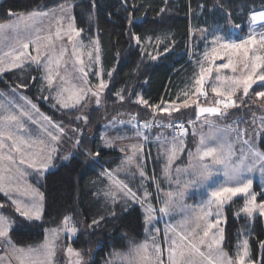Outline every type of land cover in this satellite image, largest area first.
Returning a JSON list of instances; mask_svg holds the SVG:
<instances>
[{
	"label": "rangeland",
	"instance_id": "374dc122",
	"mask_svg": "<svg viewBox=\"0 0 264 264\" xmlns=\"http://www.w3.org/2000/svg\"><path fill=\"white\" fill-rule=\"evenodd\" d=\"M35 13H47V15H37L31 21L27 20L29 14L19 15L15 16L12 21L2 24L19 25L20 29H24L27 24V40L23 32H21L18 40L16 31L10 28H6L0 32V69H2L0 70V75L21 68H38V71H41H39V78L42 80L41 92L43 93L38 98L46 105L57 106L66 110L81 105L83 111L78 115L80 117L87 116L88 121L90 109L102 107L103 105V92L105 87L100 88L99 85L101 81L106 85L103 76L108 74V68L102 64L103 57L99 40L96 37L91 41H87L81 37V33L75 27L70 4L46 12ZM18 17L21 19L18 20ZM250 21L252 22V20ZM258 21L260 20L256 21L257 24ZM70 24L72 28L69 27ZM261 27L262 25L251 27L252 33L255 34L257 39L261 36L256 35V33L261 32ZM72 29H75V31ZM77 31L79 35L76 34ZM57 33H59V36H57ZM197 34L200 39L204 38V42L209 45L214 43L215 37L220 36L214 33L208 35L207 32L204 34L198 32ZM19 41L29 42V48L24 49L25 55L21 56L19 60H16V55L22 50ZM30 41H34V43ZM236 44L239 43L236 42ZM97 47L99 48V52L96 51ZM247 47L249 49L247 55H245L244 50L237 51L220 47L212 51L210 55L208 54L209 56H205L207 57L206 60L209 67L201 75L204 78L203 84H207L205 90L212 98L226 99L224 96H216L213 93L212 88L216 87L225 93L234 88L235 95L232 98L237 100L238 103L241 99L245 100L247 97L250 100L255 99H252L249 93L252 87L257 84H264V81L257 80L249 89L247 97L242 96V83H233L234 81L242 80L245 75L251 73L252 68L258 63L256 61L257 56L264 57V48H261L258 44ZM37 48L39 49L41 61L40 67L32 60V57L38 55ZM62 51L64 52L63 55H61ZM8 53L12 54L9 55ZM45 54L51 57L50 62H45ZM13 64H20L21 66L13 67ZM222 64H230V66L228 68H220L219 66ZM209 69L211 71H208ZM256 71L257 74L264 73V68H257ZM49 75L53 78L52 85H49L47 79L44 78ZM89 88L92 91L99 92V104L96 103V97L92 96L91 92H87L86 99L80 103H76L77 97L81 94V89L87 90ZM22 91H16L12 88L7 92L1 93L0 105L3 107H0V128H3L6 132L11 131L14 137L18 138V144L23 153V157L21 156V152H16L14 149L10 150L9 145L12 144L11 140L4 139L5 147L0 149V155H4L5 157L12 155L17 163L10 164L7 159L0 162L5 169L3 172L5 177L4 188L0 190V195L8 200L7 204L11 206L17 215H20V213L16 211V205L12 203L13 199L19 203L22 209L38 205L40 207V217H42L43 195L37 186L30 182V179L37 182L41 181L46 172L56 169L60 164L67 162L71 156L75 155L76 135L73 134L71 128L65 125L61 127V124L57 121L51 119L52 124L59 125V128L61 127L63 129L62 133L58 128L53 127L52 124L45 121L43 119L45 115L41 110L37 112L31 107V104L35 103L26 97ZM57 100L67 104L68 107H61L57 103ZM28 101H31V104ZM207 103L210 104V102ZM252 103L246 104L245 110L242 109L241 111L237 110V112L229 113L222 109V114L206 115L196 118L197 122L190 126L189 133L184 136H172L164 131H156L148 142H146L148 136H145L144 132L140 130L136 120L128 119L123 121L122 124L127 127L119 125L117 115L110 116L102 122L97 136L99 146L104 149L118 150L122 156L118 166L113 169L115 170L114 172L99 171L98 181L101 179L104 180L100 181L102 185L99 187V192L102 197L110 198L116 203L117 201L127 199L130 203L140 206L144 216V223L148 215L145 209L150 205L155 210L152 214L153 219L147 224L145 223L144 239L140 244H137L142 245L146 243L148 245V254L151 259L147 264H157L158 259L162 261V264H172L170 254L172 248L175 247L172 243L173 241L176 242V245H180L176 249L177 253L181 250L185 252L183 258L177 255V261L188 260L190 258L187 248L188 241L200 247L201 250L205 251L206 255H209L206 245L211 243L213 247L210 255L213 259L219 249L227 253L223 248L224 237L219 244L213 241L214 238L219 239L220 233L218 229L223 230L225 225V208L234 200H242L241 204L235 206L234 216L236 218L253 219L260 216L258 209L253 211L252 216H248L242 211L246 204V198L243 194L227 199L225 204L220 207V223L218 225H215V221L218 218L217 206L215 204L210 209L211 215L205 216L201 211V209L208 210V201L212 199L211 191L214 188L226 185L227 178L224 175L225 165L239 163L241 156L245 157V163H249L255 159L249 151L250 148L253 151L264 153V124H262V121H264V112H257L256 110L247 111L248 108L255 106L256 103ZM262 103L264 106V102ZM257 107L260 106L257 105ZM8 115H15L17 117L16 121H5L3 117ZM29 116L32 119H29ZM33 120L36 122L33 123ZM85 123L87 122L84 121ZM17 124L20 125L19 129L16 127ZM238 125H243L246 130L245 136H238L237 132L232 128ZM49 133L55 135L57 139L52 140ZM202 136L205 138L204 144H201ZM21 140L24 143H19ZM245 140L248 141L247 144L244 143ZM146 143L152 145V149L155 151L157 160L161 165L159 168L160 176L156 181L152 180V178L150 180L144 173V167H146ZM221 145H223V150L222 152H218V155L224 156L223 163H216L211 157L200 159L205 147L213 146L219 149ZM229 145L231 146L230 155L228 154ZM133 146H135V150ZM52 149H55V151H52ZM49 156H51L50 161L48 159ZM129 157H131V161H129ZM21 158L25 159L26 163L19 164ZM29 164L32 166L29 167ZM205 164L213 169L212 177L203 184H191L190 181L194 178V174L202 171L203 165ZM130 166L137 167L140 172L144 173V183L137 185L140 187H137L141 192L140 195L135 193L137 192L135 188V192L131 189L132 186L127 181L120 178H118L120 180L119 182L115 181V178L120 173H125L127 180L134 182L135 177H130L133 174V169ZM121 167H123V170ZM8 168H11V171H8ZM244 178L252 180L249 193L256 195V203L262 202L258 200V195L262 194L264 196V171L257 167L252 172H245ZM148 181L154 182L153 191L148 187ZM185 185L188 186L185 187ZM226 186L232 185L227 184ZM255 188H258L259 193L256 192ZM129 189L131 193L135 194V198L128 194ZM181 192L183 196L179 195ZM170 193L172 194L171 197L169 196ZM153 195L155 196V201H153ZM192 195L195 198L191 200L190 197ZM248 199H250V196ZM168 201H170L168 212L166 214L161 213L159 209L164 207L165 202ZM0 204H2V200H0ZM0 213L4 214L1 208ZM209 224H214L215 226L208 230L209 234L207 237H203V231L208 229ZM62 228L63 223L56 229ZM173 228L175 231L172 230ZM11 229L12 224L8 233L9 237ZM56 229L47 230L43 242L34 247L17 246L10 237L12 244L17 249H24L23 253L14 252L12 248L6 245H3L4 248L2 249L7 254L10 251L12 255L11 259L14 258L19 264H21V260L24 261V264H41V261H49L50 257L47 255L49 249L46 245L50 244L54 248V256H56L53 264H75L77 257L69 254L66 248L71 247L70 240L76 234L71 235L65 231H59L57 233L53 231ZM179 234L187 236L188 240L182 241ZM201 237L205 241L204 245L200 244ZM245 240L248 242L246 235H242L238 239L234 256L227 254L236 260L243 257L246 264H264L262 248L257 260H254L251 258L249 242L248 254L246 256L244 255L243 242ZM156 248H159L160 251L156 252ZM30 249L32 251L29 253ZM80 254L83 264H93L94 252L87 253L86 255ZM142 255L143 253L140 256L136 255V247L133 245L128 250L113 252L102 264H130V262L131 264H144L141 261ZM2 258H5L4 262L8 264V259L10 258L4 255H2ZM191 259L195 261V264H208L206 259L195 254H192ZM11 264L13 263L11 262Z\"/></svg>",
	"mask_w": 264,
	"mask_h": 264
},
{
	"label": "trees",
	"instance_id": "16d2710c",
	"mask_svg": "<svg viewBox=\"0 0 264 264\" xmlns=\"http://www.w3.org/2000/svg\"><path fill=\"white\" fill-rule=\"evenodd\" d=\"M67 4L72 7L74 24L81 37L87 41L96 37L99 40L102 64L108 68V74L103 76L106 81L103 105L90 109L84 124L82 119H77L83 111L81 105L66 110L46 105L38 98L43 94L38 68H21L0 75V100L1 93L9 89L23 90L45 116L61 127L71 128L75 139L80 141L76 144V154L67 162L46 172L39 182L30 179L43 195V214L39 220L17 215L2 195L0 200L4 207L1 209L12 222L10 237L20 247L40 245L47 230L59 228L65 217H71L70 223L78 231L70 240V246L83 255L94 252L93 264H102L113 252L140 244L145 226L140 206L127 199L116 203L100 195V181L104 180L98 181L99 171L114 172L122 156L118 150L99 146L97 136L102 122L113 115H125L137 122L148 121L157 112L158 123L168 125L173 120L185 123L186 135L197 122L196 108L201 105H217L233 113L245 110V105L253 102L255 106L247 111L264 112V100L255 95L256 91H264V84L252 87L249 94L254 100L247 97L246 104L223 108L222 103H215L221 98H212L207 93V84H203L204 95H201L197 92L200 85L195 83L209 67L205 56L210 55L207 52L212 47L217 50L222 43H240L250 36V15L264 10V0H2L0 25L15 16L46 12ZM198 32L219 34L222 39L209 45L204 38H199ZM140 100L147 103L138 102ZM185 100H188L187 107ZM139 128L148 136L146 142L156 131L184 136L175 135L169 129L144 131ZM232 128L245 136L243 125ZM145 166V175L156 181L161 165L150 143H146ZM130 168L134 182L128 181L125 173L115 179L127 181L140 195L137 185L145 180L137 167ZM147 185L154 190V182L148 181ZM255 189L259 193L258 188ZM262 197L259 194L258 200L262 201ZM241 203V199L234 200L225 208L223 248L234 256L238 239L246 235L251 258L257 260L261 242H264V217L236 218L234 209ZM93 220H98L99 224H92ZM262 258L264 260V248Z\"/></svg>",
	"mask_w": 264,
	"mask_h": 264
},
{
	"label": "snow or ice",
	"instance_id": "6c2138e0",
	"mask_svg": "<svg viewBox=\"0 0 264 264\" xmlns=\"http://www.w3.org/2000/svg\"><path fill=\"white\" fill-rule=\"evenodd\" d=\"M10 15H12V13H10ZM37 15H47V13H30L29 16L27 17L28 21H31L35 16ZM18 20H20L21 18H17ZM252 20L255 22L257 20L260 21H264V12L260 13L258 16L257 15H253L252 16ZM70 28H72V25H69ZM6 28H10L14 31H16L17 33V39L19 40V36L21 34V32L24 33L25 38L27 40V24L25 25L24 29H20L19 25H0V32H2L4 29ZM73 31H75V29H72ZM77 35H79V32H76ZM57 36H59V33H57ZM49 39H51V37H49ZM69 39H71V37H69ZM221 40L220 36L215 37V42H219ZM137 44L140 43L139 38H136ZM20 45H21V51L18 52V54L16 55L15 59L19 60L21 56L25 55V52L23 51L24 49H28L29 48V42H25V41H19ZM32 43H34V41H30ZM259 45L261 48H264V34H262L259 39L256 38L255 35L249 36L248 39L242 41L239 44L236 43H222L220 46L222 48L225 49H231V50H244L245 55H247L248 52V47L247 46H255V45ZM37 53L38 55L36 57H32V60L37 64L38 67L41 66V61H40V56H39V49L37 48ZM15 51V50H13ZM96 51L99 52V48H96ZM215 51V49L213 50ZM9 55H11L12 53H8ZM64 52H61V55H63ZM30 55V54H29ZM46 59L45 62H50L51 57L47 56V54H45ZM98 59V57H97ZM256 61L258 62L253 68L251 73L247 74L244 76V78L242 80H238V81H234V84H241L243 85V92H242V96L243 97H247L248 96V92L249 89L252 87L253 84L256 83L257 80L259 81H264V73H259L257 74L256 69L257 68H264V57H256ZM13 67H20V64H13ZM230 66V64H222L219 67L220 68H228ZM247 67V66H246ZM2 70V69H0ZM81 71H83L81 69ZM203 71V70H202ZM208 71H211L210 69ZM57 75H59V73H57ZM86 75V73H85ZM109 75H111V73H109ZM255 77V78H254ZM45 79H47L48 84L52 85L53 83V78L51 77V75L44 77ZM203 75L200 76L199 79H197L195 81V83L197 85H200V88L197 89V92L201 95H204L202 88H203ZM22 87V85H21ZM100 88H104L106 87V85L103 83V81H101ZM213 93L216 96H224L226 97L225 100H217L215 103L217 104H223L224 108H228V107H239L241 104H246L247 101L244 99H241L240 102L238 103L237 100L233 99L232 97L235 95V89L233 88L231 91L225 93L220 91L218 88L213 87L212 88ZM87 92H91L92 96L96 97V103L99 104V92L96 91H92L91 88L87 89V90H83L81 89V94L77 97L76 103H80L82 100L86 99L87 97ZM119 95V94H118ZM255 95L257 96V98L259 99H264V91H256ZM121 100H123V97H120ZM140 103H144L146 104L147 101H143L140 100L138 101ZM29 104H31V101H28ZM57 103L60 104L61 107H68L67 104L62 103L60 100H57ZM75 106V105H73ZM184 106L187 107L189 106L188 104V100L184 101ZM0 107H3L2 105H0ZM31 107L33 109H35L37 112H39V109L37 108V106L35 104H31ZM174 110H178V109H174ZM163 111V109H162ZM198 112L199 114H203V113H211L214 115H219V109L216 107H199L198 108ZM23 114V113H21ZM42 115V114H41ZM3 119L5 121L8 122H12V121H16L17 117L15 115H8L6 117H3ZM29 119H32L31 116H29ZM43 119L45 121H48L50 124H52L51 118L47 117V116H43ZM77 119H83L85 122H87V116H81V117H77ZM33 123H35L36 121L33 120ZM262 124H264V121H262ZM53 127H56L59 129V131L62 133L63 129L59 128V125L56 124H52ZM168 127H178L181 129V135L185 134V129H184V125L183 123H175V124H169L167 125ZM17 129L20 128V125L17 124L16 125ZM145 127H148L147 123L145 124ZM74 131H76V129H74ZM246 131V130H245ZM49 135L51 136L52 140H56L57 137L55 135H52L51 133H49ZM238 136L243 135V133L238 132L237 133ZM4 139L7 140H11L12 144L9 145L10 150L14 149L16 152H21V149L19 147L18 144V138L14 137L13 133L11 131H4L3 128H0V149H3L5 147L4 144ZM19 143H24V141H19ZM80 141L76 140V144L79 145ZM205 143V138L202 136L201 137V144ZM245 144L248 143L247 140L244 141ZM110 146V143H109ZM134 150H135V146H133ZM223 150V145L220 146V148L218 149L217 147H213V146H207L203 149V154L200 156V159H204L205 157H211L215 160L216 163H223L224 161V156L223 155H218V152H222ZM52 151H55V149H52ZM199 151V150H198ZM249 151L251 152L252 156L255 157V159H253L252 161H250L249 163H245V157L241 156L239 159V163H233L231 165H225V171H224V175L227 178L226 180V185L227 184H231L232 186H226V185H222L220 187L214 188L211 191V197L212 199H210L208 201L207 204V211H205L204 209H201V211L204 213L205 216L207 215H211V207L213 204H215L217 206V219L215 221V225H218L220 223V219H219V209L221 206H223L226 202L227 199H230L231 197L243 194L246 198V204L245 207L242 209V211L244 213H246L248 216H252V213L254 210L258 209L259 215L260 216H264V197H262V202L260 203H256V195L254 193H249V189L252 186V180L251 179H245L244 178V173L245 172H252L255 168L259 167L262 171H264V153H260V152H256L253 151L251 148L249 149ZM228 154H231V146L229 145L228 148ZM96 155H99V153H96ZM21 156L23 157V153L21 152ZM4 159H7L10 164H16L17 161L15 160V158L12 155H8L7 157H5L4 155H0V162H2ZM49 161L51 160V156L48 157ZM129 161H131V157H129ZM26 163V160L21 158L19 160V164H24ZM32 165L29 164V167H31ZM8 171H11V168L7 169ZM5 171L4 167L2 166V163H0V190H3L4 188V181H5V177L3 175V172ZM108 175H110V173H108ZM144 173L141 172V176H143ZM213 175V169L210 168L207 164L203 165V169L202 171L194 174V178L190 181L191 184L193 185H198V184H203L205 181H208ZM188 185H185V187H187ZM128 194H130L133 198H135V194L131 193V190H128ZM171 193L169 194V196L171 197ZM180 196H183V193H179ZM250 196V199H248V197ZM169 202H165L164 207H161L159 209V211L161 213L166 214L168 212V205ZM12 203L16 205V211L20 213V215L24 216L26 219L28 220H32V219H36L39 220L40 217V207L38 205H33L31 208H26V209H22L21 206L19 205V203L13 199ZM141 203L143 204V202L141 201ZM4 205L0 204V208H3ZM145 211L147 212V217L145 220V223L147 224L148 222H150L151 219H153V212L155 211L150 205L145 209ZM71 221V217H65L64 218V222H63V228L62 229H56L53 230L54 232H59V231H65L67 233H70L71 235H75L78 231L77 227L74 226L73 224L70 223ZM12 222L9 220L8 217H6L4 214L0 213V241L3 242L4 245L8 246L9 248H12L14 252H24V249H17L15 247V245L12 244L10 237L8 236L10 227H11ZM92 224H99L98 220H93ZM214 224H209L208 225V229H205L203 231V237H207L209 234V229H211L212 227L215 226ZM197 227H199V225H197ZM173 231H175V229H172ZM220 236L219 239H215L214 238V243L219 244L220 241H222L223 239V235L222 229H218ZM191 234V233H190ZM180 235V239L183 240H188V237L183 235V234H179ZM203 237H201L200 239V244L204 245L205 241L203 239ZM173 245H175V247L172 248L171 250V254H170V260L172 261V264H195V261L191 259L192 254H195L201 258H204L208 261V264H246L245 260L243 257H240L238 260L233 259L232 257H230L227 253H225L222 249H219L216 253H215V258L213 259L211 254L212 251V247L213 245L211 243L207 244V250L209 255H206L205 251L201 250L200 247H197L196 244L192 243L191 241H188L187 244V248H188V255H189V259L188 260H181V261H177L176 257L177 255H179L180 257H184L185 256V252L183 250H181L179 253H177L176 249L180 247V245H176V242L173 241L172 242ZM46 247L49 249L48 252V257L54 256V248L48 244L46 245ZM136 247V255L140 256L141 253H143V255L141 256V261L144 262V264H147V262L150 261V255L149 253V249H148V245L142 244V245H137ZM261 248H264V242H261ZM243 249H244V255L246 256L248 254V242L247 240H245L243 242ZM156 252H159L160 249L156 248L155 249ZM32 250H29V253ZM66 251L69 254L75 255L77 257V260L75 262V264H83V260L81 257V254L79 251L74 250L72 247H67ZM238 256H239V252H238ZM3 258H0V260H2ZM8 264H11V261H8ZM21 264H24V261L21 260ZM41 264H50V261L45 260V261H41ZM131 264V262H130ZM157 264H162V261H160L159 259L157 260Z\"/></svg>",
	"mask_w": 264,
	"mask_h": 264
},
{
	"label": "crops",
	"instance_id": "0c3cea01",
	"mask_svg": "<svg viewBox=\"0 0 264 264\" xmlns=\"http://www.w3.org/2000/svg\"><path fill=\"white\" fill-rule=\"evenodd\" d=\"M262 12H264V11H261V12H255V13H253V14H251L250 15V19L252 20V16L253 15H259L260 13H262ZM251 22V21H250ZM2 25V24H1ZM255 25H262V30H261V32H259V33H256V35H262V34H264L263 32H264V21H258V24L256 23V21L254 22L253 20H252V22H251V24H250V29L252 30V28L251 27H253V26H255ZM252 35H255V34H253L252 33V31H251V34H250V36H252ZM246 39H248V37L246 38ZM245 39V40H246ZM215 48L214 47H212L207 53H212V51L214 50ZM1 73V72H0ZM125 115H117V117L119 118L118 119V123H119V125H123L122 124V122L123 121H125V120H128V119H132V120H135V118H130V117H124ZM123 127H127V126H125V125H123ZM115 181H117V182H119V180H117V179H115ZM195 198V196L194 195H192L191 197H190V199L192 200V199H194ZM72 239V238H71ZM67 242V241H66ZM56 243H57V241H56ZM3 242H1L0 241V258H2V255H4L5 257L6 256H8L10 259H11V257H12V255H11V253H10V251H8V254L2 249V248H4L3 247ZM4 259L5 258H3L2 260H0V263H4L5 264V262H4ZM10 259H8V260H10ZM55 259H56V256H52V257H50L49 258V261H50V263L51 264H53V262L55 261ZM13 264H19V263H17L16 262V260L13 258V259H11L10 260ZM14 261H15V263H14Z\"/></svg>",
	"mask_w": 264,
	"mask_h": 264
},
{
	"label": "built area",
	"instance_id": "2783aa9c",
	"mask_svg": "<svg viewBox=\"0 0 264 264\" xmlns=\"http://www.w3.org/2000/svg\"><path fill=\"white\" fill-rule=\"evenodd\" d=\"M156 114H157V112H155L153 117L148 121H138L137 123H138L139 127H141L144 131H150V130H153L155 128H163V129H167V130L169 129L173 134L181 135V129L180 128L168 127L165 123L156 122V119H155ZM146 123H147L148 127H145ZM175 123H183V122L178 121V120H173L172 122H169V124H175ZM183 125H184V129L186 130L185 123H183Z\"/></svg>",
	"mask_w": 264,
	"mask_h": 264
},
{
	"label": "water",
	"instance_id": "95a60500",
	"mask_svg": "<svg viewBox=\"0 0 264 264\" xmlns=\"http://www.w3.org/2000/svg\"><path fill=\"white\" fill-rule=\"evenodd\" d=\"M199 107H216V108L219 109L220 114L223 113L221 107H218V106H214V105H211V106H209V105H208V106H198V107L196 108V115H197V117H203V116H206V115H214V114H211V113H203V114H199V112H198V108H199Z\"/></svg>",
	"mask_w": 264,
	"mask_h": 264
}]
</instances>
